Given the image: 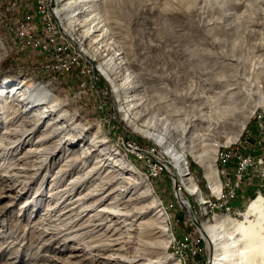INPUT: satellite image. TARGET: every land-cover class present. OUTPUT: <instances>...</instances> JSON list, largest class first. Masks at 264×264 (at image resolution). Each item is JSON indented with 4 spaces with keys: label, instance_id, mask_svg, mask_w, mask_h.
<instances>
[{
    "label": "rangeland",
    "instance_id": "obj_1",
    "mask_svg": "<svg viewBox=\"0 0 264 264\" xmlns=\"http://www.w3.org/2000/svg\"><path fill=\"white\" fill-rule=\"evenodd\" d=\"M39 1L0 0V87L21 84L13 95L18 97L33 89H28L31 83H40L60 103L30 133L31 142L18 147L6 144L3 133L15 109L13 97L0 98V264H128L141 248L158 258L167 256V264H211L216 256L202 227L219 221L217 231L230 243L223 236L230 226L224 217L240 219L251 199L264 196V178L253 166L228 201L231 175H224L225 162H220L238 147L264 160V122H256L264 114V0H143L125 17L117 0H83V9H93L84 17L94 22L79 31L57 16L61 0ZM42 5L47 8L41 12ZM27 16L30 34L21 38L17 27ZM98 22L104 26L91 37L100 42L81 41L84 30L95 29ZM119 44H125L129 62L108 80L98 66L118 56ZM114 62L123 58L113 59L111 66ZM132 97L140 103L137 109L130 106ZM62 113L67 117L57 121ZM49 121L53 127L74 121L69 129L78 123L84 129L62 133L73 142L69 149L64 144L53 156H31L29 149L46 152L56 142L58 137L37 143ZM243 121L237 138L226 142ZM95 138L108 142L93 151ZM217 143L218 197L192 155L207 153ZM171 153L181 158L188 176L177 173ZM81 154L87 156L75 162ZM103 156L109 157L108 166L86 176L94 159ZM109 168L142 181L143 194L149 190L137 209L150 203L155 207L124 221L100 210L118 211L114 195L90 207L95 199L85 195L101 185ZM199 173L205 192L198 186ZM187 177L193 192L186 189ZM78 197L70 205L68 200ZM159 220L169 239L166 247L155 233Z\"/></svg>",
    "mask_w": 264,
    "mask_h": 264
},
{
    "label": "bare ground",
    "instance_id": "obj_2",
    "mask_svg": "<svg viewBox=\"0 0 264 264\" xmlns=\"http://www.w3.org/2000/svg\"><path fill=\"white\" fill-rule=\"evenodd\" d=\"M61 1L63 3L61 5V7L59 8V11L56 12L57 16L58 15L60 16V14H61L64 16V18L68 19L69 23H71V24L74 23L77 31H79L80 28H84V26H87L90 23L94 22L93 17H91V16H85L84 17V13L86 11L88 12V14H90V12L93 9H86L88 7L83 9V7L85 5V2L83 0H61ZM142 1L143 0H117L116 3H117V6L121 7L123 10V15H121V16L125 17V16H130L133 13V8L136 7L137 5H139ZM83 2H84V4H83ZM107 2H108V0H107ZM145 2H146V4L150 3V0H145ZM79 18H80V21H79L80 23L77 21ZM100 22L97 23L95 29H93V30L91 29L89 31H86L87 29H85L84 33L81 37V41H83V42L86 41L87 44H89L91 41L93 42V44H95L96 42H100V38L92 39V37H91L92 33H94L97 30L98 31L101 30L102 27L104 26V25L100 24ZM92 26H95V25H92ZM101 33H103V32H101ZM117 50H118L117 55L119 57L118 56L115 57L116 54L114 53V57H112V59L109 58L110 61H107V60L104 61V64L106 67H103L101 65L98 66V70L100 71V73L105 78H107L108 80L111 78L112 75L117 74L119 69L123 68V65H126L129 62V60L127 61V58L125 57V56H128L127 50L125 49V44H119ZM103 51H108V49L104 48ZM80 52L82 54H86V52H84V50L82 48H81ZM121 58H123V62H120V63L114 62L113 65L111 66L113 59H121ZM8 86L9 85H7V87ZM7 87L6 86H5V88H3V86H2V88L0 87V89H1L0 90V98L2 96L5 97L9 94H10V96L13 97V95H15V93H17V91H19V89H21V84L13 83L12 89H9V87L8 88ZM31 87L33 88V89H31V91L24 90V92L22 94H20L19 96L17 95L18 97L14 96L12 99H9V100H11L12 104L15 106V109L12 111V113H11L12 115L8 118L7 128L3 131V133H5L4 139H5L6 144L9 143L11 145H14V143H15L16 146L19 147L20 145H22L25 142L26 143L31 142L30 141L31 136H29L30 133H33L35 130H37L40 123L44 119L49 117L51 114H53L55 111H57L58 108H60V103L57 101V96L54 94L56 96L55 97L53 95V93L50 92L49 89H47L45 86H43L40 83H31V85L28 86V89L30 90ZM36 94L38 97H36ZM8 102H10V101H8ZM130 102H132L130 106L134 109H137L140 106V103L137 102L136 99H134L133 97L130 99ZM40 105L44 106L43 109L40 112L39 111H36V113L33 112V110H35V108H37ZM67 115H68L67 113H62L59 116V118L57 119V121L61 120L62 118L67 117ZM71 120H73V118H71ZM73 122H71L67 125L53 127L55 125V122L52 123L51 121H49L46 124V126H47L46 130H43L44 133L42 135V138L39 139L37 141V143H40V142L45 141V140H49L51 138L58 137L56 139V142L46 152H42L43 149H41V150L29 149L28 151L30 152V155L35 157V155L38 152H41L42 155L47 156V154H49L50 156H53L54 152L57 151V149H61L64 144L66 145V148L69 146H73V142L69 140L70 139L69 136L62 135L63 132H66L67 128L69 129L68 126H70ZM245 122L246 121L239 123V125L237 127V132H235L233 136L229 137L226 140V142L228 140L234 141L237 138V136H238L240 130L242 129L243 125L245 124ZM83 127H84L83 124L78 123V124L72 126L69 130H72L73 132L81 133V131L84 129ZM144 134L150 136L146 132H144ZM11 136L12 137L17 136L18 138L15 141H12V140L10 141L8 139V137H11ZM0 138H2V136ZM76 140H77V138H76ZM0 142H1V140H0ZM106 142H108V140L95 138L94 141L90 144L93 146L92 150L94 151V149L96 147L104 145ZM218 145H219L218 143L215 144V147H213L211 150H208L207 153L203 152L200 154H192L195 161L197 163H199L203 169V173H204V176L208 182V187L210 189V192L212 193V195L217 196V197L220 194V185H221L220 181L217 177L216 169H215V165H214L215 155H216V150H217ZM1 146H2V143L0 144V149H1ZM11 147H13V146H11ZM8 148H10V147H8ZM67 149H69V148H67ZM106 152H111V151L109 150ZM31 153H33V154H31ZM171 155L174 158V165L177 169V173L180 174L181 176H184V177L188 176V173L186 172L185 167L183 166V164H181V161H182L181 158L178 155H176L175 153H171ZM27 156H28V154H27ZM86 156L87 155L81 154L79 156V159L78 158L75 159V162L80 160L81 158L86 157ZM106 156L94 159V161L92 162L93 165L85 172L86 176L90 173L93 174L94 172L99 173L103 168L108 166V163H106V162L109 160V157H106ZM38 159H40V157ZM38 159H35V160L37 161ZM37 163L39 164V162H37ZM25 170H23V171H25ZM117 171L118 170H116V169L109 168V170L106 171V174L103 177V179H101L102 180L101 185L98 188H95L94 190L91 189L92 191H90L88 194L85 195V197L95 199V201H93V203L89 206L93 208L95 205L103 203L107 198H110V196L114 195L115 196L114 197V200H115L114 203L116 204L118 211L106 209V208L100 209V210L102 212L107 210L105 212H111L112 214H116L117 216H120V218L123 217L122 221L129 218L130 216H132V217L134 216V217L139 218V216H141V215L149 212L151 209H153L155 207V205L153 203H150L149 205H143V206L139 207V209H137L135 207V205L137 203H139L141 200L145 199L148 196L149 190L146 191L145 194H143L142 191L141 192L139 191L140 187L143 185L142 181L132 180V179H130V177H125V176L122 177L119 174V172H117ZM102 173H103V171H102ZM77 179H79V178H77ZM185 180H187V182L185 183L186 189L189 192H193V186L194 185H193L191 178L187 177V178H185ZM113 183H116V185L112 188H109L111 186V184H113ZM240 188H241V185L238 188V190ZM69 195H70V192H69ZM78 199H79V197L76 199L71 198L68 201L71 205V203L77 202ZM230 200H232V199H230ZM66 204H68V203H66ZM119 206H121V208H119ZM126 206H132V209H130L127 212H124L122 209L125 208ZM74 208H75V206L72 205L67 210H73ZM226 208L229 209V206L227 205ZM93 215H95V214H93ZM239 215H240V219H229V218H227V216L224 217V220H227L228 223L230 224V226H229V230H226V231L221 230V232L223 231V236H225V235L229 236L228 238H229V240H231L230 243H227L223 239L222 235H220V233L217 231V228H219V226H221L219 221L216 222L215 224H211L209 226L202 227V231L204 232L206 239H207L206 241L208 243V247H210L213 250V253L216 256L211 264H264V196L257 195L256 197L251 199L249 201V203L247 204L245 210L242 211ZM73 216H78V215L75 214ZM98 216H99V214H98ZM110 216H112V215H110ZM161 216L162 215H158V218L160 219ZM99 219L101 220V218H99ZM132 220H137V219L134 218ZM114 223H116V222H114ZM139 223H145V221H140ZM103 225H104V223H103ZM140 225H143V224H140ZM95 227H98V226H95ZM154 227L156 228L155 233H158V236H162L164 238V241H165L164 247H166L168 242H169V239H168V236L165 234L166 229L164 228V221L159 220L158 224ZM107 228H108V226H107ZM141 228L144 229L142 226H141ZM141 247H145L144 242L141 243ZM143 249L144 248H141L138 255L136 257L132 258L131 260H127L126 263H128V264H167V262H168L167 256H164L162 258H158L156 256L149 255L147 252H144ZM116 258L121 259V257H116ZM172 264H176V263H172Z\"/></svg>",
    "mask_w": 264,
    "mask_h": 264
},
{
    "label": "built area",
    "instance_id": "obj_3",
    "mask_svg": "<svg viewBox=\"0 0 264 264\" xmlns=\"http://www.w3.org/2000/svg\"><path fill=\"white\" fill-rule=\"evenodd\" d=\"M40 1L42 2L43 0ZM40 8H42V12L44 8H47V6H40L39 11ZM30 19L31 18L27 16V19L17 27L21 28V38H23V36H29L28 34H30ZM31 37L32 36L30 35V38ZM256 122L259 125H262V123L264 122V114L262 112L258 119H256ZM238 150L239 147L238 149H233V152L231 153H224L222 159H220V162H225L224 175H231L228 200H233L236 197L237 190L240 187L241 183L244 181L245 175L247 174L249 169L253 168V166H258L257 171L259 172V175L264 178V160L262 156L253 155L250 152H239ZM231 163H233L232 167L230 166ZM230 168H232L231 172L229 171Z\"/></svg>",
    "mask_w": 264,
    "mask_h": 264
},
{
    "label": "trees",
    "instance_id": "obj_4",
    "mask_svg": "<svg viewBox=\"0 0 264 264\" xmlns=\"http://www.w3.org/2000/svg\"><path fill=\"white\" fill-rule=\"evenodd\" d=\"M253 121H255V120H253ZM264 145L262 144L261 145V147H262V149H264V147H263ZM218 164H219V162H217ZM190 168L192 169V170H195V165L193 164L192 165V163H191V165H190ZM199 168V167H198ZM199 171H200V168H199ZM197 179H198V186L200 187V189L202 190V191H204L205 192V183H204V179L202 178V176H201V174L199 173V175L197 174Z\"/></svg>",
    "mask_w": 264,
    "mask_h": 264
}]
</instances>
